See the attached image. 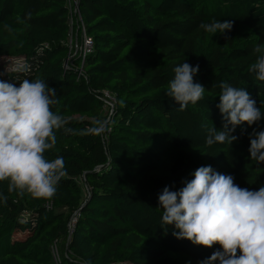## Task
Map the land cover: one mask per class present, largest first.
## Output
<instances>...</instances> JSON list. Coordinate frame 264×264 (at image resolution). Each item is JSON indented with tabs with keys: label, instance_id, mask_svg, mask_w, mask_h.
Segmentation results:
<instances>
[{
	"label": "trees",
	"instance_id": "obj_1",
	"mask_svg": "<svg viewBox=\"0 0 264 264\" xmlns=\"http://www.w3.org/2000/svg\"><path fill=\"white\" fill-rule=\"evenodd\" d=\"M78 9L94 50L67 67L68 0H0V59H24L0 80L56 89L52 110L66 123L45 156H62L67 172L51 199L9 193L0 181V264H200L219 245L176 239L174 226H161L158 195L208 165L240 187L264 186V164L248 151L264 118L237 126L231 145L205 143L208 128L223 127L221 83L245 88L264 113V82L250 71L264 44V0H78ZM213 20L233 21L228 39L199 28ZM184 61L199 65L194 81L205 92L179 111L165 93Z\"/></svg>",
	"mask_w": 264,
	"mask_h": 264
},
{
	"label": "clouds",
	"instance_id": "obj_2",
	"mask_svg": "<svg viewBox=\"0 0 264 264\" xmlns=\"http://www.w3.org/2000/svg\"><path fill=\"white\" fill-rule=\"evenodd\" d=\"M205 33L223 34L233 28L231 20L201 23ZM256 61L250 71L264 82V44L253 48ZM165 95L184 111L189 103L204 98L205 88L194 81L199 65L183 62L174 67ZM217 108L223 127L208 128L206 145H231L238 139L232 135L237 126L249 127L264 118L245 88L221 83ZM56 89L41 79H24L18 83L0 80V181H8V192L34 198L51 199L61 179L67 174L64 158L49 160L45 153L57 143L56 131L64 128V118L52 110L57 103ZM99 134L102 127L92 129ZM250 159L264 164V129L249 133ZM194 178L173 191L165 187L158 195L162 210L161 226H174L172 235L194 245L219 250L200 264H264V186L258 190L240 187L234 176L215 171L211 165L201 166ZM7 197L0 193V201Z\"/></svg>",
	"mask_w": 264,
	"mask_h": 264
},
{
	"label": "built area",
	"instance_id": "obj_3",
	"mask_svg": "<svg viewBox=\"0 0 264 264\" xmlns=\"http://www.w3.org/2000/svg\"><path fill=\"white\" fill-rule=\"evenodd\" d=\"M68 4L70 8L69 26L71 32L69 37L70 55L67 62V67H73L75 57L81 60L82 63L85 62L87 56L90 55L94 50V41L86 33L85 25L78 9V0H68ZM74 26L78 27V33H76L75 36H73ZM79 30L82 31L81 35H79ZM0 65V67L4 68L3 72L0 70V77H3L7 72L22 68L24 66V59L19 57L2 58L0 59ZM79 72L81 74L83 69H80ZM104 97L109 108L113 109L116 102L115 96L106 91L104 92ZM76 221L77 220L75 219L73 222L71 233L75 228ZM56 247L57 245L53 247V260L55 263H60L61 258L57 254Z\"/></svg>",
	"mask_w": 264,
	"mask_h": 264
},
{
	"label": "rangeland",
	"instance_id": "obj_4",
	"mask_svg": "<svg viewBox=\"0 0 264 264\" xmlns=\"http://www.w3.org/2000/svg\"><path fill=\"white\" fill-rule=\"evenodd\" d=\"M0 66H1V65H0ZM0 70H1V72H3L4 68L0 67ZM56 250H57V254H58V255L60 256V258H61V255H60V248H59V246L56 247Z\"/></svg>",
	"mask_w": 264,
	"mask_h": 264
}]
</instances>
